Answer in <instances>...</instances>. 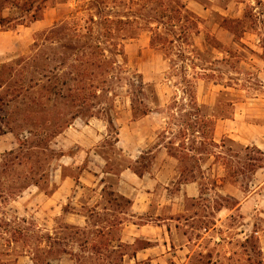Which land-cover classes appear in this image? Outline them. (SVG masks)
<instances>
[{
    "label": "rangeland",
    "instance_id": "rangeland-1",
    "mask_svg": "<svg viewBox=\"0 0 264 264\" xmlns=\"http://www.w3.org/2000/svg\"><path fill=\"white\" fill-rule=\"evenodd\" d=\"M134 1L0 0V16L11 19L0 25V64L38 46L39 67L27 70L25 82L43 85L11 102L0 120V264H72V257L78 264L119 263L117 253L132 247L111 250L120 230L116 217L106 219L100 209L88 214L89 206L105 201L79 186L96 190L104 178V199L127 210V201L110 193L116 177L102 171L118 174L128 166L154 174L166 167L161 178L170 182L158 186L154 201L177 199V208L192 217L180 221V232L198 239L189 263L264 264V153L234 141V130L218 134L232 101L244 94L238 90L255 87L254 71L239 61H248V42L264 30V1L177 0L200 19L185 35L171 27L179 22L172 0ZM34 13L39 19L31 21ZM60 23L91 26L104 46L110 40L104 30L115 31L117 54L105 52L109 73L92 65L96 57L82 33L50 43L65 33L50 32ZM155 32L163 39L152 45ZM131 98L147 106L146 115L133 116ZM155 147V159L144 152L134 161ZM188 181L200 194L181 200L174 193ZM80 203L89 222L73 228Z\"/></svg>",
    "mask_w": 264,
    "mask_h": 264
},
{
    "label": "crops",
    "instance_id": "crops-1",
    "mask_svg": "<svg viewBox=\"0 0 264 264\" xmlns=\"http://www.w3.org/2000/svg\"><path fill=\"white\" fill-rule=\"evenodd\" d=\"M243 33L246 32L244 31ZM254 37L252 41L248 42L249 47H246L251 54L248 61L240 59L239 63L247 65L254 71L252 74L254 77L251 80L255 81V87L247 89L249 92L246 89L238 90L244 94L241 99L232 101L233 113L231 117L221 120L224 123V128L218 134L219 137L223 134L230 135L231 131L234 130V134H231L233 139H236L234 141L240 144L244 143L245 146H253L264 153V39H262L264 30L261 34H256ZM218 125L219 122L216 123L214 134ZM243 126L247 127L248 134L242 133ZM214 139L216 140L215 137ZM155 149L156 147L150 151L146 149V151L140 152L134 161L140 159L144 152L146 155L151 154L153 159H155L157 155ZM166 156L168 159L175 161V158L167 152ZM165 169L166 167L164 168V166L158 167L155 170V174L144 170L141 176L128 167L118 174L102 171L105 176L112 175L116 177L114 188H110V191L115 196H121L129 200L127 210L116 209L104 199L105 190L109 189L106 187L104 178H100L99 183L96 184V190L94 188L89 189L84 184L79 186L80 190L88 189L92 193L99 194V197L105 201L103 206L96 204L89 206L91 208L87 209L88 214L94 212V210H101L102 215L106 216V219L107 217L111 219L116 217L114 223L120 227V230L115 239L116 244L109 246L111 250L120 249L123 245L132 247L130 250L118 252L117 255L120 257V262L112 264H191L189 259L194 247H197V244L194 245V243L198 239H192L189 236V232L185 230L180 232V221L187 222L192 217L187 219L183 215L184 210L177 208V203H175V201H178L177 199L169 198L162 202L154 201L158 186L163 183L166 187L170 182L165 183L161 178ZM169 170L173 171L171 168ZM172 180H174L173 177ZM90 185L93 186L94 184L91 183ZM164 190L167 189L164 188ZM174 194L176 196L180 195L181 200H193L199 196L200 189L195 181H188L181 183ZM80 204L79 212H72L74 218H72L73 221L69 222V225L73 228H83L89 222V216L82 213V210L84 211L86 208L83 203ZM241 204L242 202L238 205L241 207ZM166 208H168L167 211ZM102 220L105 221L104 217ZM203 230L207 234L208 229L203 228ZM140 240L144 244L133 247ZM104 250L107 252L106 249ZM74 251L63 252L62 254L71 256L72 253H75ZM89 253L103 255L101 252L90 251ZM70 261L72 264H78V261L73 257L70 258ZM105 264L110 263L106 262Z\"/></svg>",
    "mask_w": 264,
    "mask_h": 264
},
{
    "label": "trees",
    "instance_id": "trees-1",
    "mask_svg": "<svg viewBox=\"0 0 264 264\" xmlns=\"http://www.w3.org/2000/svg\"><path fill=\"white\" fill-rule=\"evenodd\" d=\"M140 1H143V0H138V1L131 2V3L137 5ZM253 1H254V4L256 6H259L262 4V2L264 0H253ZM172 2H174L173 6L175 8V9H173V11L175 13V15L173 16V19L181 22L182 21L180 19L181 13H184L183 17L186 18V16H187V18L185 19L186 23L184 25H182L181 23L178 22V24H171V27L179 26L180 34H183V35L188 33L189 29H192V28L197 29V27H198L197 24L200 22L199 17L196 16L190 10H188L184 4H181L177 0H172ZM154 17H156V16L152 15L150 17V19L155 20ZM38 19H39V15H37L36 13L31 15V19H30L31 21H35ZM221 19H222V21H221L222 23L226 22V23H229L230 25H232L233 23H235L237 21L235 18L228 19L225 17H221ZM9 21H11L10 18H8V17L3 18L2 16H0V25L1 26H4ZM188 24H190V26H188ZM62 31H65L64 34H61L63 36H58L57 38L54 39L55 41H50V43L59 42V40L61 38H66L67 36H68L69 40H71V41L73 39L78 40L81 38V33H82V35L86 36L87 37L86 39L88 40V42H84V45H86V46H88V48H90V52H89L90 55L96 57L95 58L96 61H93L92 65L96 66V68L99 70H102V68H103V72H105L106 74L109 73V72H107L108 71L107 68L109 70H110V68L108 67V61H105V52H108V53L113 54V55L117 54L115 52L118 50L116 48L117 44L111 41L112 39H114L116 37L113 35V32H115L114 30H112V29H105L104 30L105 36L110 39V40H108L109 42H108V45H106V46H104L103 41H100L98 39L95 40L96 36L94 37V35L92 34L91 26H82L80 28H77V27L68 28L67 25L60 23V24L54 26V28L50 29V32L51 33L56 32V35H59V33ZM234 31L235 30H231V28H230L231 34L235 35ZM173 32H174V30H173ZM174 34H175V32H174ZM161 37L162 36L159 33L155 32V34L151 40V44L157 45L155 43L159 42L160 39L162 40L163 38H161ZM178 38H179V36H178ZM170 41H168V43L173 42L172 40H170ZM161 43L163 44V42H161ZM37 47L38 46H36L34 48V52L29 54V55L21 56L17 60H14L10 63H1L0 64V112H3L2 115L0 114V120L4 119L5 113L11 112V111L6 109L7 107H9L11 102H15V101L19 102V100H24L25 95L31 89H33L36 86H40L43 88V85L41 84L40 80H39V82H35L33 84H30V85L26 84V82H25L26 81L25 73L27 72V70L32 66H34L36 68L39 67V65H37V64H39V60L41 59V55L39 52L36 51ZM69 47H71L72 49H78V47H74V46H69ZM140 87H141L140 82L136 83L134 89H137V90H135V91H139V92L142 91V89H140ZM53 94H59V92L54 91ZM135 102H136V100L131 98V110L133 112V116L136 117V116H140V115H146L148 112L147 106L144 104L142 105V103H139V102L136 105ZM21 119L24 120L25 118L22 117ZM0 122H2V121H0ZM57 128H59V127H57ZM28 132H31V131H28ZM185 158H186V156H184L182 158H177V159L178 160L179 159L185 160ZM128 168H130V167L128 166ZM130 169L139 176H141L144 173V170H146V169L143 170V169H132V168H130ZM110 193L112 195H114L112 192H110ZM120 198L125 199L127 201V203H129L128 199L121 197V196H120ZM108 202H109V200H108Z\"/></svg>",
    "mask_w": 264,
    "mask_h": 264
}]
</instances>
